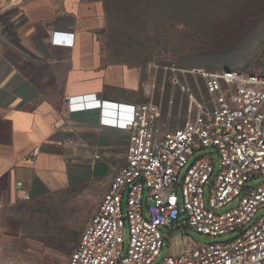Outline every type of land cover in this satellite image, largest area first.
<instances>
[{
    "label": "built area",
    "instance_id": "built-area-1",
    "mask_svg": "<svg viewBox=\"0 0 264 264\" xmlns=\"http://www.w3.org/2000/svg\"><path fill=\"white\" fill-rule=\"evenodd\" d=\"M52 40L71 45L73 34L55 31ZM164 70V81L188 97L187 121L175 125L172 111L155 100L156 86H147L146 101L123 126L131 134L125 164L66 264H157L166 234L178 230L184 252L158 264H264V76ZM188 77L202 80L198 94ZM65 99L71 114L96 110L101 121V100ZM209 148L218 153V170L212 157L193 160ZM15 187L31 201L25 181ZM185 222L197 233L227 240L199 244L187 238Z\"/></svg>",
    "mask_w": 264,
    "mask_h": 264
},
{
    "label": "crops",
    "instance_id": "crops-1",
    "mask_svg": "<svg viewBox=\"0 0 264 264\" xmlns=\"http://www.w3.org/2000/svg\"><path fill=\"white\" fill-rule=\"evenodd\" d=\"M94 14L86 0H0V235L16 231L29 203L75 188L95 186L97 207L125 164L123 126L148 85L143 70L104 59ZM55 31L73 44H54ZM67 96L101 100V121L96 110L71 114Z\"/></svg>",
    "mask_w": 264,
    "mask_h": 264
},
{
    "label": "rangeland",
    "instance_id": "rangeland-1",
    "mask_svg": "<svg viewBox=\"0 0 264 264\" xmlns=\"http://www.w3.org/2000/svg\"><path fill=\"white\" fill-rule=\"evenodd\" d=\"M86 1L95 13L93 32L104 59L143 70L147 85L156 86L155 100L172 111L175 125L187 121L190 102L164 81L165 67L264 76V0ZM188 82L198 94L202 80L188 77ZM203 155L219 169L215 148L193 160ZM95 191V186L80 187L29 203L16 231L0 235V264H66L96 209ZM184 226L187 238L199 244L227 240L197 233L187 222ZM165 237L157 264L184 252L180 230ZM125 241L128 245V229Z\"/></svg>",
    "mask_w": 264,
    "mask_h": 264
},
{
    "label": "water",
    "instance_id": "water-1",
    "mask_svg": "<svg viewBox=\"0 0 264 264\" xmlns=\"http://www.w3.org/2000/svg\"><path fill=\"white\" fill-rule=\"evenodd\" d=\"M228 71H229V70H228ZM187 219H188V218H186V217H185V218H183V220H187Z\"/></svg>",
    "mask_w": 264,
    "mask_h": 264
}]
</instances>
